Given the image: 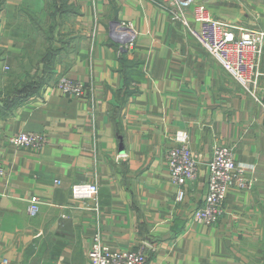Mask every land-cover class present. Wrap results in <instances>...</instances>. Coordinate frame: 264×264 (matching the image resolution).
I'll use <instances>...</instances> for the list:
<instances>
[{
    "label": "crops",
    "instance_id": "0c3cea01",
    "mask_svg": "<svg viewBox=\"0 0 264 264\" xmlns=\"http://www.w3.org/2000/svg\"><path fill=\"white\" fill-rule=\"evenodd\" d=\"M193 3L191 25L203 4L213 20L264 31V0ZM121 23L135 45L118 57ZM62 78L90 85L88 97L51 90ZM27 79L41 83L37 93L12 103ZM19 132L44 134L47 145L17 149L8 139ZM181 135L203 163L178 188L166 155ZM216 146L232 148L257 182L230 189L222 217L205 227L191 215ZM0 169V264H88L95 233L112 251L143 248L149 264H264V92L247 94L164 0H0ZM82 183L98 187L96 200L71 198Z\"/></svg>",
    "mask_w": 264,
    "mask_h": 264
},
{
    "label": "built area",
    "instance_id": "2783aa9c",
    "mask_svg": "<svg viewBox=\"0 0 264 264\" xmlns=\"http://www.w3.org/2000/svg\"><path fill=\"white\" fill-rule=\"evenodd\" d=\"M170 14L180 20L191 39L207 54H209L242 89L257 98L260 80L264 79L261 65L264 56V31L244 29L213 20L205 9L199 5L193 11L191 25L185 14L194 0H164ZM118 27L123 31L117 40L116 54L122 57L125 52H132L135 45V33L130 23H121ZM240 31V33H238ZM7 70V68H6ZM68 98L86 99L90 93V85L62 78L50 87ZM177 145L168 151L166 166L169 178L174 185L182 188L187 182L194 181L203 163L201 154L188 147V140L184 135L177 136ZM9 144L17 149H28L40 152L47 145L44 134L19 132L8 139ZM207 192L202 207L196 209L191 220L205 227L214 226L224 213L227 192L232 188L251 191L257 182L254 174H245L238 169L234 151L227 146H216L212 150L211 159L206 163ZM5 176L0 169V178ZM58 183V182H57ZM71 198L74 200H96L98 187L92 183L73 185L70 188ZM182 199V194L178 200ZM40 202L34 198L28 206V215L35 217L39 211ZM88 264H149L143 248L137 250L112 251L102 243L101 235L95 233L92 237L87 254ZM65 264V263H59Z\"/></svg>",
    "mask_w": 264,
    "mask_h": 264
},
{
    "label": "rangeland",
    "instance_id": "374dc122",
    "mask_svg": "<svg viewBox=\"0 0 264 264\" xmlns=\"http://www.w3.org/2000/svg\"><path fill=\"white\" fill-rule=\"evenodd\" d=\"M7 70H8V68H7ZM7 70H6V68H4V71L5 72ZM18 71L19 72H25L26 73L27 71L29 72V68L22 66V67H20L18 69ZM31 80H33V79H31ZM36 81L37 80H35V83H32V81H31V83L24 82V83L21 84V87L22 88L18 87V91H17V94H18L17 102H22V101H24L25 99H27L29 96H31L33 94V89H35V87L37 85Z\"/></svg>",
    "mask_w": 264,
    "mask_h": 264
},
{
    "label": "trees",
    "instance_id": "16d2710c",
    "mask_svg": "<svg viewBox=\"0 0 264 264\" xmlns=\"http://www.w3.org/2000/svg\"><path fill=\"white\" fill-rule=\"evenodd\" d=\"M26 82L31 83L28 79H27ZM32 83H35V81H33ZM36 83H37V82H36ZM40 84H41V83H37L35 89H33V94H32V95H34V94L37 93V88H38V86H40ZM18 87L22 88V87H21V84H18V85L14 88V91L11 92V93H13L14 95H16L15 98L12 99V103L16 102V104H19V103H20V102H17V98H18V94H17ZM19 92H20V91H19ZM32 95H31V96H32ZM29 97H30V96H29Z\"/></svg>",
    "mask_w": 264,
    "mask_h": 264
}]
</instances>
